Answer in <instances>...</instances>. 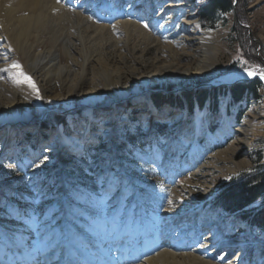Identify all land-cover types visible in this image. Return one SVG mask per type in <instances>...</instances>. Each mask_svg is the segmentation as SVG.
Here are the masks:
<instances>
[{
  "label": "rangeland",
  "instance_id": "374dc122",
  "mask_svg": "<svg viewBox=\"0 0 264 264\" xmlns=\"http://www.w3.org/2000/svg\"><path fill=\"white\" fill-rule=\"evenodd\" d=\"M151 1L162 8L174 0ZM233 1L232 13L212 21L202 15L200 2L185 0L151 23L149 16L136 13L143 0H113L108 7L98 0H60L69 8L91 5L92 15L105 16L102 25H113L117 14L147 25L152 44L159 45L165 58L172 47L182 48L176 43L179 25L190 13L203 30L219 33L214 36L219 59L215 69L194 80L130 87L113 117L111 105L102 110L99 102L80 101L71 108L61 104L49 109L51 103L32 102L37 109L21 125L0 119V256H23L20 241L31 233V245L40 254L54 253V263L67 262L80 246L91 254L122 245L143 250L163 238L180 246L178 254L197 250L213 257L214 264L247 254L244 264H264V226L244 220L263 210V200L240 214L213 205L224 187L255 174L258 161L264 165V84L210 86L232 74L264 73V0ZM122 30L116 36L125 40ZM251 84L257 85V96L232 98L235 87ZM254 108L259 113L253 115L250 145L242 147L234 163L223 159ZM235 164L245 170L226 179ZM205 227L212 228L214 237ZM228 237L242 238L252 249L239 255L242 248L232 249Z\"/></svg>",
  "mask_w": 264,
  "mask_h": 264
},
{
  "label": "bare ground",
  "instance_id": "6f19581e",
  "mask_svg": "<svg viewBox=\"0 0 264 264\" xmlns=\"http://www.w3.org/2000/svg\"><path fill=\"white\" fill-rule=\"evenodd\" d=\"M184 1H170L158 8L151 5V0H143L145 3L138 4L135 10L139 16H149L151 23L158 22L171 10L181 6L177 2ZM98 2L108 7L113 0ZM93 12L88 4L69 8L56 0H0V69H8L7 72L0 71V119L4 124L28 122L37 109L35 105L51 103L46 107L49 109L66 104L71 108L80 101L99 102L102 110L111 105L109 115L113 117L118 112L115 110L124 106L127 90L132 86L149 81L154 86L165 82L178 84L186 79H197L204 72L215 69L214 63L219 59L220 50L214 36L219 33L203 30L199 18L190 13L184 15L179 25L181 37L176 43L182 48L175 50L172 47V54H166L168 58H165L164 54L160 56L159 45L152 44L155 40L148 28L139 25L138 21L130 22L117 14L113 25H102L105 16L92 15ZM120 29L127 35L125 40L120 39V35L116 36ZM14 64L20 65V69L13 68ZM21 70L35 84L39 98L20 75ZM255 75L258 73L253 72L251 77L248 73L232 74L214 84L248 83L254 80ZM85 88L87 91H84ZM258 113L257 108L251 111L245 124L238 130V139L227 148L223 159L226 156L233 162L242 147L250 145L248 134L253 115ZM57 136L59 141L61 137ZM62 142L64 145L65 142ZM194 150L198 151L197 148ZM229 169L231 175H227L226 179L245 170L242 164H235ZM204 230L214 237L211 227ZM236 237H228L226 244H230L232 249L242 248L239 255L252 249L242 243L244 239ZM261 239L256 238L257 241ZM34 242L31 233L25 234L20 241L23 245L20 248L23 253L21 257L24 258L20 255L14 257L10 253L7 258L0 256L1 261L4 264H214L213 257L202 256L197 250L178 254L180 246L169 244L167 242L170 241L163 238L153 247H143V250H128L122 245L117 249L108 247L91 254L80 246L81 250L72 254L69 261L55 263L54 253L40 254L38 248L31 245ZM247 260L248 254L235 257L229 264H244Z\"/></svg>",
  "mask_w": 264,
  "mask_h": 264
},
{
  "label": "trees",
  "instance_id": "16d2710c",
  "mask_svg": "<svg viewBox=\"0 0 264 264\" xmlns=\"http://www.w3.org/2000/svg\"><path fill=\"white\" fill-rule=\"evenodd\" d=\"M201 3L202 15L207 21H212L217 15H227L234 11L233 0H193ZM257 96L258 88L256 84L248 86H237L232 90V98L235 101L248 98L249 95ZM149 97H155L149 95ZM187 100H190L187 96ZM160 101V100H159ZM56 122H61L56 117ZM258 170L255 174L248 176L246 180L224 187L215 198L213 205L215 208L229 214H240L245 209L250 208L255 203L264 202V165L257 162ZM244 220L252 226L262 228L264 226V208L258 214L245 216Z\"/></svg>",
  "mask_w": 264,
  "mask_h": 264
},
{
  "label": "snow or ice",
  "instance_id": "6c2138e0",
  "mask_svg": "<svg viewBox=\"0 0 264 264\" xmlns=\"http://www.w3.org/2000/svg\"><path fill=\"white\" fill-rule=\"evenodd\" d=\"M56 2L57 3H60V0H56ZM145 27H147V25H145ZM12 67L13 68H16V69H20V65H18V64H14V65H12ZM0 71H3V72H7L8 71V69H0ZM20 75L23 77V79L29 84V86H31L33 89H34V91L36 92V95H37V98H39V92H38V90L35 88V84L31 81V78L30 77H27V76H25L24 75V73L22 72V70H21V72H20ZM253 75V72L252 71H248V76H252ZM261 79H264V73H261Z\"/></svg>",
  "mask_w": 264,
  "mask_h": 264
},
{
  "label": "water",
  "instance_id": "95a60500",
  "mask_svg": "<svg viewBox=\"0 0 264 264\" xmlns=\"http://www.w3.org/2000/svg\"><path fill=\"white\" fill-rule=\"evenodd\" d=\"M254 80H249L250 82H253V81H259L262 83L263 79H261V74H258V75H255V77L253 78ZM249 83V82H248ZM238 84H244L243 82H234V83H231L229 85H227L226 87H233L235 85H238ZM211 87L213 88H220V87H225V85H215V86H212L210 85Z\"/></svg>",
  "mask_w": 264,
  "mask_h": 264
}]
</instances>
